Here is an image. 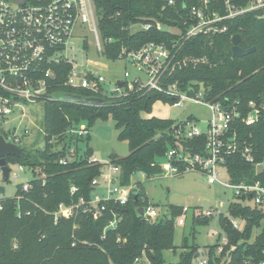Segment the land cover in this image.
Masks as SVG:
<instances>
[{"label":"trees","instance_id":"1","mask_svg":"<svg viewBox=\"0 0 264 264\" xmlns=\"http://www.w3.org/2000/svg\"><path fill=\"white\" fill-rule=\"evenodd\" d=\"M174 1L169 4V0H93L102 41V48L95 49V55L116 61L125 57L124 51L138 50L150 41L169 44L177 39L178 35L168 28L186 31L191 24L186 8L198 5L202 0ZM210 1L209 9L221 16L226 14L223 0ZM249 2L233 0L238 7L247 6ZM156 22L164 28L158 29ZM144 23H151L152 27L144 29ZM136 25L140 27L135 29ZM219 25L226 29L213 34L201 33L181 42L177 47V60L182 63L187 59L188 62L174 70L166 84L178 82L180 89L191 95L203 89L208 101L225 106L237 104L245 115L251 101L264 105V8L223 19ZM235 34L240 35L241 47H254V51L235 56L232 51ZM84 48L90 49L86 41ZM70 69L71 64L66 61L54 66V88L50 91H58L62 96L44 102L45 146L12 158L29 166H41L46 178L33 180L31 189L23 193L19 203L14 198L2 201L0 264H193L200 248L195 243L190 244L186 237L177 262H167L164 256L165 251L176 252L178 248L174 242L175 223L183 207L171 206L169 216L160 212L155 220H147L139 214V208L149 202L143 184L126 204L110 202L98 219L80 211L75 217H63L54 222L51 212L60 203L70 204L80 196L90 198L92 180L100 175L103 165L87 159L59 164L58 159L65 154L66 147L53 151V145L49 143L53 137L62 142L71 126L85 122L91 129L98 120L111 117L118 139L126 141L129 147L127 155H115L111 159L112 164L120 167L122 184H130L136 173H144L148 178L161 174L160 163L175 143L176 121L144 116L142 112L151 111L159 100L176 104L177 97L140 88L139 83H134L133 89L125 85L122 95L100 96L64 85ZM64 95L101 98L105 103L65 101ZM234 127L238 140L251 145L254 162L246 161L239 153L227 156L225 165L231 180L248 183L260 180L264 184V169L258 174L255 169V163L264 160V112L255 123L247 125L239 119ZM90 139V134L82 138L87 142L88 156L94 154ZM203 140L204 137L185 145L192 147V153H203ZM79 141L76 142L78 148ZM72 185L78 187L74 194H71ZM249 200V196L235 197L227 205L228 213L218 216L221 233L214 244L207 246L208 264L264 260V208L253 207ZM19 211L21 215H18ZM112 211L120 217L114 228L108 226L113 218ZM232 218L243 226L235 227ZM193 219L195 225H206L213 218L194 213ZM195 232L194 227L192 233ZM222 236L227 238L223 246ZM220 246L222 250L218 253Z\"/></svg>","mask_w":264,"mask_h":264},{"label":"built area","instance_id":"2","mask_svg":"<svg viewBox=\"0 0 264 264\" xmlns=\"http://www.w3.org/2000/svg\"><path fill=\"white\" fill-rule=\"evenodd\" d=\"M223 1L227 10L224 16L209 9L210 0H202L198 5L187 7L188 20L191 24L184 32L177 28H168L178 35V38L169 44L150 41L138 50L124 51L126 55L122 59L130 62L139 74L132 80H128L131 74L126 71L125 79L122 80L124 86L121 87L118 79L108 82L106 76L93 69L90 63L84 67L67 56L78 26L93 32L96 49L102 48L93 0H22V2L0 0V124L6 125L1 128L0 135L6 142L20 147L23 153L21 144L34 132L33 128L35 129L32 126L35 123L31 122L25 106L30 103L56 100L62 96L58 91L50 90L54 88L52 82L55 78L54 66L61 61H66L71 64V69L64 85L72 88L88 90L100 96L109 93L122 95L125 85L133 89L134 83H139L140 88L177 97L176 105H183L185 101H189L207 106L211 112L209 119L201 120L191 115L183 121L176 122L175 143L169 147L160 163L163 172L170 175L189 171L201 172L209 183H221L226 189L232 190L235 197L249 196V204L264 208V184L260 180L251 183L233 182L225 165L227 156L235 153H239L248 162H254L251 145L238 140L234 124L239 119L247 125L255 123L263 114L264 105L259 106L251 101L246 114L243 115L237 104L225 106L220 102L208 101L203 89L191 95L181 90L178 82L166 84V79L171 73L188 62L187 59H184L182 63L177 60V47L181 42L184 43L201 33L222 32L226 29L219 25L223 19L264 8V0H250L249 4L243 7L236 6L233 0ZM174 3V0H169V4ZM151 27V23L142 24L144 29ZM156 27L164 28L160 22H156ZM108 83L112 84L111 88L108 87ZM9 122L12 124L7 125ZM90 130L84 124L73 125L66 131L64 141L60 142L58 138L53 137L49 142L53 145V151L66 147L65 154L58 159L59 164L68 165L76 160L87 159L88 162H98L103 165L100 175L92 180L90 198L80 196L78 200H73L70 204L60 203L57 209L51 212L55 223L63 217H75L80 211L98 219L110 202L124 205L136 191L135 183H121L120 167L112 164L111 159L103 163L94 154L88 156L86 147H82L80 141L79 148L77 147L76 142L86 138ZM41 131L43 134V130ZM202 137H204L203 153H192V147L185 143ZM14 157L18 156H5L8 177L4 178V171L0 166V185L5 187L6 192L5 181H9L12 177L15 179L23 177L24 180L17 185L15 196L9 197L16 199L19 203L23 193L31 189L32 181L44 180L46 173L41 166H29L23 162L14 161L12 159ZM11 165H16V169H12ZM255 169L256 174L260 173L264 169V160L255 163ZM222 170H225L227 181L223 180ZM77 190V186H71V194L76 193ZM5 199L7 198H0V209ZM210 204L208 202L209 208L202 209L199 215L218 218L223 212ZM188 210V207L182 208V214L177 218L179 225L185 224V215ZM159 214L157 207L149 201L143 206L141 215L151 221L155 220ZM18 215H21L20 211ZM112 215L113 218L108 226L114 228L120 217L115 211H112ZM231 221L235 227H240L239 220L232 218ZM226 243V236H222V246ZM222 246L218 249V253L221 252ZM193 264H208V257L199 254ZM244 264H264V260L260 262L247 260Z\"/></svg>","mask_w":264,"mask_h":264},{"label":"rangeland","instance_id":"3","mask_svg":"<svg viewBox=\"0 0 264 264\" xmlns=\"http://www.w3.org/2000/svg\"><path fill=\"white\" fill-rule=\"evenodd\" d=\"M139 27L140 25L134 26L135 29ZM85 40L90 49L84 48ZM95 49L93 32L84 30L82 26H78L74 34L73 44L67 51V56L84 67L87 63H90L93 69L106 76L108 82L115 79L124 80L126 71L131 74L128 80H132V78L139 74L134 66L126 59L110 61L99 58L95 55ZM143 79H145L144 76ZM107 85L111 88L112 84L108 83ZM25 108L27 109L31 122L35 123L32 124L35 129L33 128L34 132L21 144L23 148L21 155H27L36 148L41 149L44 147V136L41 131L43 129L44 103H30ZM142 114L144 116L169 118L176 122L183 121L191 115L201 120L209 119L211 116L209 108L203 104L185 101L183 105H176L162 100L156 101L151 111H143ZM11 124V122L7 123V125ZM82 124L86 125L85 122ZM2 127L4 128L6 125L2 126L0 124V130ZM90 135L89 145L94 150V156L100 162L106 163L110 160V155L112 154L123 157L129 153L128 143L118 139V131L111 117L107 120H98L91 128ZM80 145L86 147L87 142L81 140ZM9 159L11 158L9 157ZM11 167L12 169H16V165H11ZM221 174L223 175V180L227 181L225 170H222ZM23 180V177L18 179L12 177L9 181H5L6 192L5 194H0V198L14 197L17 191V185ZM131 180L136 185V191L143 184L145 196L148 201L153 203L163 215H170L171 206L189 208L185 215V224L179 225L177 222L175 223L174 242L178 248L176 252L173 250L164 252L166 261L177 262L179 260V255L184 250L181 246L185 237L188 238L190 244L195 243L199 246L201 256H207V246L214 244L218 234L221 233L217 223V216H212L213 219L209 224L195 225L193 214L196 212L199 215L202 209L209 208L208 203H204L205 200L211 203L210 206L227 214V205L235 199L233 191L226 189L221 183H209L203 173L196 171H189L177 175L162 172L152 178H148L141 173H136L132 176ZM242 226L243 224H241ZM194 227L196 230L195 234L192 233Z\"/></svg>","mask_w":264,"mask_h":264},{"label":"water","instance_id":"4","mask_svg":"<svg viewBox=\"0 0 264 264\" xmlns=\"http://www.w3.org/2000/svg\"><path fill=\"white\" fill-rule=\"evenodd\" d=\"M15 1H20L22 2V0H15ZM232 42H233V46H232V51L233 54L235 56H242V55H246L249 53H252L254 51V47L252 48H243L239 45L240 43V35L239 34H235L232 37ZM119 86H124V81L119 80L118 81ZM63 100L65 101H71V102H78V101H86L88 103L91 104H97V105H101L105 103L104 99L101 98H81L79 96L76 95H64L62 97ZM22 153V149L20 147H17L14 144L8 143L4 140V138L0 135V166L2 167L3 171H4V178L7 179L8 177V167L6 166V159L5 156L7 155H13V156H19ZM115 158V154L110 155V159H114ZM0 193H5V187L3 185H0ZM137 199V196L135 197ZM208 203V202H206ZM139 214H143V207L139 208ZM199 254H196V257Z\"/></svg>","mask_w":264,"mask_h":264},{"label":"crops","instance_id":"5","mask_svg":"<svg viewBox=\"0 0 264 264\" xmlns=\"http://www.w3.org/2000/svg\"><path fill=\"white\" fill-rule=\"evenodd\" d=\"M93 152H94V150H93ZM135 182H136V181H135ZM206 202H209V201L205 200L204 203L207 204ZM198 254H200V253H198Z\"/></svg>","mask_w":264,"mask_h":264}]
</instances>
